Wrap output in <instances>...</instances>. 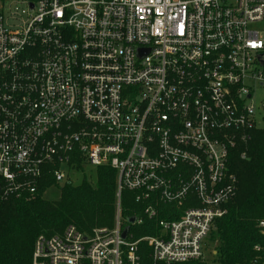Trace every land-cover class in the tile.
<instances>
[{"label": "built area", "instance_id": "obj_1", "mask_svg": "<svg viewBox=\"0 0 264 264\" xmlns=\"http://www.w3.org/2000/svg\"><path fill=\"white\" fill-rule=\"evenodd\" d=\"M259 87L264 0H0V200L34 198L46 164L55 187L75 160L116 171L112 225L39 234L30 264H219L209 236L236 193L230 148L264 128Z\"/></svg>", "mask_w": 264, "mask_h": 264}, {"label": "trees", "instance_id": "obj_2", "mask_svg": "<svg viewBox=\"0 0 264 264\" xmlns=\"http://www.w3.org/2000/svg\"><path fill=\"white\" fill-rule=\"evenodd\" d=\"M248 135L229 150L227 166L237 176L236 193L227 203L226 213L214 221L209 236L219 264H261L254 260L253 247L264 241L256 227L257 221L264 218V128L251 129ZM44 166L34 198L0 200V264H30L34 239L39 234L60 233L69 223L82 231L113 223L114 169L97 166L91 170L92 176L84 175L76 184H62L59 197L47 200L44 191L55 186L52 166ZM73 167L83 169L78 160ZM139 206L131 192L121 193L123 217L138 215ZM130 229L135 237L154 233L153 222L146 219Z\"/></svg>", "mask_w": 264, "mask_h": 264}, {"label": "rangeland", "instance_id": "obj_3", "mask_svg": "<svg viewBox=\"0 0 264 264\" xmlns=\"http://www.w3.org/2000/svg\"><path fill=\"white\" fill-rule=\"evenodd\" d=\"M262 90L263 89L261 87H259L258 91H257V94L255 95V101L257 103L262 101L263 98H264ZM91 170H92L91 166H84L82 170L76 171L75 173H73L72 176H71V179H72L73 183L76 184V183L80 182L83 179L84 175L85 176H89V175L92 176ZM59 187H53L52 186V187L47 188L44 191V193H43V198L47 199V200H56L59 197Z\"/></svg>", "mask_w": 264, "mask_h": 264}, {"label": "water", "instance_id": "obj_4", "mask_svg": "<svg viewBox=\"0 0 264 264\" xmlns=\"http://www.w3.org/2000/svg\"><path fill=\"white\" fill-rule=\"evenodd\" d=\"M126 220H127L128 223H132L133 220H134V217H133V216L127 217ZM127 229H128L127 227L124 228V230H123V232H122V236L125 235V233L127 232Z\"/></svg>", "mask_w": 264, "mask_h": 264}]
</instances>
